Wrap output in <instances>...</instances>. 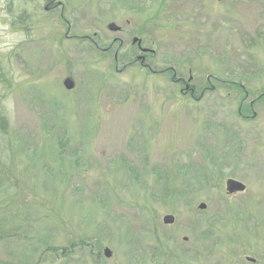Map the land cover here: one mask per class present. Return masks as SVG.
Masks as SVG:
<instances>
[{"label":"rangeland","instance_id":"rangeland-1","mask_svg":"<svg viewBox=\"0 0 264 264\" xmlns=\"http://www.w3.org/2000/svg\"><path fill=\"white\" fill-rule=\"evenodd\" d=\"M38 1L0 0V264H264V97L240 107L236 92L264 94V0H60L63 18ZM127 9L156 61L208 78L201 100L85 63L81 37Z\"/></svg>","mask_w":264,"mask_h":264},{"label":"flooded vegetation","instance_id":"flooded-vegetation-1","mask_svg":"<svg viewBox=\"0 0 264 264\" xmlns=\"http://www.w3.org/2000/svg\"><path fill=\"white\" fill-rule=\"evenodd\" d=\"M34 1V0H32ZM37 1V0H36ZM43 3L42 7L46 13L54 12L56 9H60V17L63 18L64 12L66 9V5L62 3L60 0H39L36 2L33 8L37 9L41 5L39 3ZM115 3L112 2L109 4L111 7V11H115ZM125 5V3H123ZM128 6V5H127ZM129 7V6H128ZM130 8V7H129ZM128 9L125 12H120L116 15H112L109 18V21L105 24L104 27L99 31L98 29H94V33L91 36H83L81 37L82 41H86L87 46L84 51L80 50V53L88 54L89 58L85 63L89 64L94 71H99V66H106L107 74H117L121 75L130 68H136L138 70V76L148 75L150 78H154L157 80L159 77H164L168 80L169 83L174 86L178 95L177 98L181 99L182 97L189 98L192 102L202 99L204 93L209 91V83L208 78L206 81H202L200 79H196L189 71L187 75H183L176 66H165V63H168L169 60L166 61H156L154 59V41L152 40V36L147 35L145 29L142 27L138 28L136 31L127 30L130 26V22L127 15ZM159 30L158 28L153 31ZM31 31V28H30ZM70 31V27H67L64 32V39L68 38L67 33ZM151 33V30H148ZM32 34V33H31ZM60 32H55L53 36H50L47 40L48 46L50 48H54L59 53L62 51V36H60ZM72 36L70 38L72 39ZM150 38V39H149ZM76 39V38H75ZM94 51V52H93ZM91 52L94 54L91 55ZM59 59L56 62H59V65L64 64L65 56L58 55ZM105 61H108L107 63ZM63 63V64H61ZM72 66H69L64 75L65 77L62 80V87L67 94L70 95V99L68 100L69 104L71 101V106L76 102V99L71 96L73 94L76 82H74L71 77ZM69 79L72 83L71 88H66L64 85V81ZM78 87V86H77ZM197 93V94H196ZM76 98V97H75ZM193 104V103H192ZM53 105L57 108L58 104L53 103ZM70 106V107H71ZM88 111L94 110V106L89 105ZM226 192V191H225ZM237 192L228 193L227 195L232 196ZM183 241H186L187 238H183ZM246 261L254 262V260L250 257H245Z\"/></svg>","mask_w":264,"mask_h":264},{"label":"trees","instance_id":"trees-1","mask_svg":"<svg viewBox=\"0 0 264 264\" xmlns=\"http://www.w3.org/2000/svg\"><path fill=\"white\" fill-rule=\"evenodd\" d=\"M236 92L238 93V97H239L238 104L240 107L250 108V105H254L257 101H259V99L264 97L263 93L252 94L247 90H243L242 88L237 89ZM0 129L2 133L5 132V120L1 116H0ZM5 175H6L5 169L0 168V191L2 189L6 191L9 189V186L10 187L12 186L10 178L6 177ZM4 194L5 192H2L3 196ZM9 203H10V200H7L5 204L2 206V209L0 210V240H3L5 237L8 236L7 232L9 231V227L2 225L3 224L2 222H4L5 217L9 214L8 209L11 207L9 206Z\"/></svg>","mask_w":264,"mask_h":264},{"label":"water","instance_id":"water-1","mask_svg":"<svg viewBox=\"0 0 264 264\" xmlns=\"http://www.w3.org/2000/svg\"><path fill=\"white\" fill-rule=\"evenodd\" d=\"M64 85L66 88H71L72 86V83L69 79H66L64 81ZM225 188H226V191L228 193H234V192H239V191H242L244 189V185L242 183H240L239 181H236V180H233V179H227L225 181ZM199 209H204L205 208V205L203 203L199 204L198 206ZM174 221V217L172 215H165L163 217V223L164 224H172ZM104 255L106 257H109L110 256V251L105 249L104 250Z\"/></svg>","mask_w":264,"mask_h":264}]
</instances>
